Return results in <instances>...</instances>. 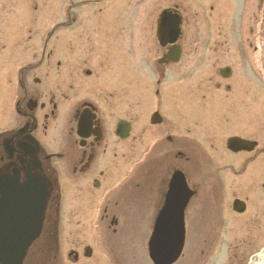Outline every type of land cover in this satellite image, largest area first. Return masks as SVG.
<instances>
[{"label": "flooded vegetation", "instance_id": "flooded-vegetation-1", "mask_svg": "<svg viewBox=\"0 0 264 264\" xmlns=\"http://www.w3.org/2000/svg\"><path fill=\"white\" fill-rule=\"evenodd\" d=\"M57 1L0 0V180L13 179L18 187L29 180H42L48 192L42 231L30 244L22 264H59V254L65 255L66 264H118L114 249L131 231L129 222L141 218L143 231L150 234L172 174L186 156L182 140L173 138L172 126L159 113L167 102L163 97L167 92L160 85L171 65L165 60L169 47H157L155 70L143 71L149 72L153 87L148 81L143 84L142 79L136 82L132 77L134 44H128L124 28L112 33V24L104 21L110 17L111 6H102V0H63L61 6L55 5ZM206 2L209 4L203 8L204 0H192L193 26L200 29L206 18L211 26L223 24L219 37H228H218L222 45L214 43L211 52L227 53L228 64L217 69V77L229 81L223 90L234 99L227 108L225 103L209 101L215 102L209 104L210 121L220 119L228 138L253 143L249 151L234 154L225 150L232 164L238 162L227 169L235 172L236 168L243 175L249 170L261 179L264 103L259 94L263 90L264 0ZM174 9L181 18L177 64L193 62L196 75L203 76V87L212 88L205 70L213 55L198 53V38L188 44L182 37L185 20L180 9ZM114 34L124 43L128 62L121 86L102 57L112 51L106 46ZM209 44L206 41L205 48ZM221 69L228 70L227 75L223 71L225 78L219 75ZM247 75L250 80H246ZM194 83L195 89L205 91L196 79ZM218 87L213 85L212 89ZM248 92L252 95L246 101ZM152 107L149 115L143 114ZM221 107L224 114L219 112ZM124 113L127 118L122 117ZM119 121L129 128L125 139L119 137ZM201 131L197 128L196 133ZM152 156L158 162L145 164ZM136 157L143 158L144 165L136 172L130 168L125 176L119 159ZM206 185L210 187L187 181L190 194L186 210L193 212L192 206L205 204L203 213L212 214L213 204L221 200L224 189L221 182ZM245 188L246 179H242L241 195L231 201V213L232 203L238 200L244 206L239 214L241 222L264 218V204L257 198L260 194L250 195ZM261 188L264 191V181ZM88 233L94 248L81 241ZM98 233L108 238L110 250L100 246Z\"/></svg>", "mask_w": 264, "mask_h": 264}, {"label": "rangeland", "instance_id": "rangeland-1", "mask_svg": "<svg viewBox=\"0 0 264 264\" xmlns=\"http://www.w3.org/2000/svg\"><path fill=\"white\" fill-rule=\"evenodd\" d=\"M40 1H42L41 4H46V0ZM191 1L192 0H107L104 5L111 6V14L110 17L104 19V21L112 24V33H114L115 30L120 31L125 25H128L126 29L129 40H132L135 45L133 46V50L136 51L135 55L138 60H135L136 62H134V64L132 63L135 65L132 70L135 74L132 75V77L136 82L138 79L137 70L143 69L146 71L147 65L155 70L154 65L158 57V52L154 37V19L161 9L178 7L185 20L182 37L187 39L188 44H190L193 38H198V53H200L201 56L208 53L213 55V62L206 68L205 75L206 78L211 80L212 88L213 85H220V87L214 89L207 86L203 87L201 82L203 76L200 74L196 75L195 70L197 68L195 64L187 60L184 61L182 66L181 63H178L167 67V71H164L165 78L160 85V87L165 88L164 92H167V94L163 96L167 102L165 107L163 105L160 107L159 113L162 119L164 120L165 118L167 124L170 123L168 125L172 126L173 132L171 135L173 138L175 136L182 140L181 146L183 147V153L186 155L184 159H182L183 166L181 168L186 171L189 176H192L193 181L195 180L198 185L210 187L206 184L215 181L221 182L224 189L221 200H216L217 204H213L214 209H212V214L211 212L203 213L206 207L205 204H196L191 207V209L194 210L193 212L191 210L188 211L186 245L183 256L178 264H259L260 260L264 257V218L255 217L258 221L250 220L241 222L240 215L234 216L233 213H231L230 204L233 199H238L241 195L240 188L242 179H246L245 189L247 192L250 195L259 193L260 195L257 198H260L259 201L261 200V204H264V191H260L263 189L261 185L264 178L256 179L255 175L249 170L243 175L244 173H240L236 168H234L235 172L227 169L228 166L237 165L238 162L232 164L230 161L231 156L225 153V141L229 135L223 128L224 123L221 122L220 119H218V121H210L212 113L210 114L208 112L209 109H211L208 105L210 103H215L209 101L214 100L221 104L225 103L223 105L224 108L228 107V102L234 101L233 94H227L223 90V85L227 84L229 81H222L217 77V69L228 64L226 60L227 53L225 54L224 52V55H214L211 52L214 43L216 46L222 45L221 43L219 44L216 39H218L219 34H222V32L218 33V31H222L223 24L220 22L218 24L216 23L217 25L215 24V26H211L208 24L211 20L207 21V18H204L207 15L203 14L202 19H205L204 25H201L198 30L194 29L192 20L193 3H191ZM62 2L63 0L57 1L55 5L61 6ZM206 4H209V2H205L203 8L207 7ZM132 11L140 12L136 15V19L134 20L135 31H133L130 22L131 19L128 18L132 14ZM133 16L135 17V15ZM230 30L233 32L235 31L232 27H230ZM227 37L228 36L224 34L219 38ZM206 41H210L207 48H205ZM123 46L124 43L119 40V34H114L113 41L109 42L106 46L112 49V51H108L107 56H102L106 61L105 64L113 70L114 78L119 86L123 83L127 71V56L123 53ZM189 53L190 52H188V54ZM187 63L188 65L185 67ZM132 64L128 66L132 67ZM144 73L145 74L141 73L142 81H148V84H151L150 87H153L154 83H152L151 78L148 76L149 72ZM235 73L234 76H236V74L238 75V72ZM249 78L248 76L246 80H250ZM195 79L197 80V85L202 87L205 91L201 92V88L195 89ZM124 84L126 85V81ZM170 93H172V96H170ZM245 100L247 101L246 98ZM217 104L218 103L215 104V107H217ZM224 108L221 107L219 110L221 114H224ZM153 109L154 107L148 108L143 114L147 116V113ZM149 114L150 113H148V115ZM122 117L127 118L126 113H124ZM218 117L219 114L217 113L215 119ZM177 122H180L181 125L177 126ZM205 123H208L206 128L203 126ZM174 126L177 128H174ZM197 128L202 131L196 133ZM142 152L143 151L140 153ZM152 161L158 162L157 158L152 156V158L146 160L145 164ZM142 162L143 158L139 157L132 160L127 158L119 159V165L125 166V176L130 168H133V171L136 172L141 164L144 165ZM123 179H126V177ZM250 206L253 207L251 204ZM140 224L141 218L137 217L129 222L130 227L134 226V228L136 227L138 229ZM134 234L136 233L134 232ZM89 235L88 233L81 241L83 245H91L94 248L92 244H95V242L94 240H89ZM97 236L100 239V241H98L100 246L102 245L106 250H110L108 247V245H110L108 238L99 233ZM128 239L130 241L133 239L132 234L128 233L123 237L125 242H127ZM134 245L133 243L130 248L125 247V249L120 248L119 245L115 247V256L118 257L119 264H136L135 260L137 259L138 253H136V250H132ZM261 251L262 254L259 257Z\"/></svg>", "mask_w": 264, "mask_h": 264}, {"label": "water", "instance_id": "water-1", "mask_svg": "<svg viewBox=\"0 0 264 264\" xmlns=\"http://www.w3.org/2000/svg\"><path fill=\"white\" fill-rule=\"evenodd\" d=\"M171 21L167 22L162 20L159 28L158 34L159 38L162 37H169V41H175L177 37V29L170 28ZM163 39V38H162ZM35 217L39 221L34 223L32 230L34 231L31 235L30 239L29 236L27 238L16 239L15 242L9 243L10 240L8 237L4 238L7 240L6 249L5 250L2 245L3 243L0 242V263L1 264H21L22 257L24 255V248L26 244L29 243V240L35 238L37 236V232L40 228V222L42 220V212H43V205L45 196L37 193L35 195ZM165 207V205H164ZM163 207V209H164ZM185 208L184 202L181 206V212L174 213L170 215V210L165 209L164 215L158 219L157 217L152 234L148 240V256L152 264H173L178 257L180 256L183 245H184V222H183V210ZM172 214V213H171ZM20 241V242H19ZM14 243H19L18 251H10L9 245H13ZM4 260V261H3Z\"/></svg>", "mask_w": 264, "mask_h": 264}]
</instances>
